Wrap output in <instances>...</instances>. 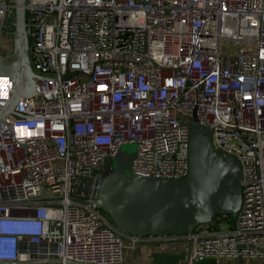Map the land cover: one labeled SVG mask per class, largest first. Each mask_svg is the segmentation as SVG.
<instances>
[{"label":"built area","instance_id":"2783aa9c","mask_svg":"<svg viewBox=\"0 0 264 264\" xmlns=\"http://www.w3.org/2000/svg\"><path fill=\"white\" fill-rule=\"evenodd\" d=\"M14 6L0 0V34ZM24 11L36 77L0 119V264H122L126 247L145 258L152 241L176 264H264V0H24ZM12 86L0 73V107ZM193 110L239 163L240 208L183 235L119 234L95 198L120 145H136L134 174L182 178Z\"/></svg>","mask_w":264,"mask_h":264},{"label":"water","instance_id":"95a60500","mask_svg":"<svg viewBox=\"0 0 264 264\" xmlns=\"http://www.w3.org/2000/svg\"><path fill=\"white\" fill-rule=\"evenodd\" d=\"M10 49L0 54V73L13 79L9 97L0 107V119L20 97L34 92L24 26V0H14ZM211 129L200 125L194 110L188 127V170L184 177L166 179L144 177L124 168L134 152L117 151L113 168L102 177L95 203L108 216L113 228L123 236L183 235L214 214L234 215L241 203V171L233 156L213 149ZM6 264H13L7 262Z\"/></svg>","mask_w":264,"mask_h":264},{"label":"rangeland","instance_id":"374dc122","mask_svg":"<svg viewBox=\"0 0 264 264\" xmlns=\"http://www.w3.org/2000/svg\"><path fill=\"white\" fill-rule=\"evenodd\" d=\"M11 41V36L6 33L2 32L0 34V49L9 48ZM234 40L231 39H225L222 41V47L228 48L234 46ZM136 148V145L134 143L125 142L122 143L119 147V151H122L124 153H130L134 152ZM130 167L124 168V172L126 175L129 174ZM107 216V215H106ZM108 217V216H107ZM227 227L226 222H221L219 224V228L221 230H225ZM126 245L129 246L130 241L129 239L125 238ZM141 246L145 247L146 255L145 258L143 256H140L138 253V250H131L129 247H126L124 250V260L122 264H176V259L178 255H174V253L171 251V254L169 252L166 253L162 251L163 247L159 241H152L147 243H142ZM148 253H151V260L150 262H147ZM143 260V262H142ZM203 264H219V260H216L214 258L207 259L204 261Z\"/></svg>","mask_w":264,"mask_h":264},{"label":"trees","instance_id":"16d2710c","mask_svg":"<svg viewBox=\"0 0 264 264\" xmlns=\"http://www.w3.org/2000/svg\"><path fill=\"white\" fill-rule=\"evenodd\" d=\"M232 216L231 214L229 213H226V214H223V213H217V214H214V216L212 217V219L210 220V222L206 223L208 224L210 227L212 228H215L218 224V222L220 221H226V222H230L231 219H232Z\"/></svg>","mask_w":264,"mask_h":264},{"label":"crops","instance_id":"0c3cea01","mask_svg":"<svg viewBox=\"0 0 264 264\" xmlns=\"http://www.w3.org/2000/svg\"><path fill=\"white\" fill-rule=\"evenodd\" d=\"M172 252L174 253V255H178L177 256V259L180 257V254L179 253H177V252H174V249L172 250ZM168 253V252H167ZM169 254H171V252H169ZM176 259V260H177ZM147 260V262H150V260H151V253H148V258L146 259Z\"/></svg>","mask_w":264,"mask_h":264}]
</instances>
